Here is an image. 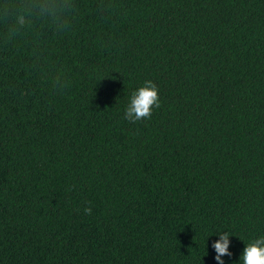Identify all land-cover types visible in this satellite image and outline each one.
<instances>
[{
    "label": "trees",
    "instance_id": "obj_1",
    "mask_svg": "<svg viewBox=\"0 0 264 264\" xmlns=\"http://www.w3.org/2000/svg\"><path fill=\"white\" fill-rule=\"evenodd\" d=\"M20 2L0 0V264H218L223 231L241 264L264 236V0H71L13 28ZM145 80L160 107L131 123Z\"/></svg>",
    "mask_w": 264,
    "mask_h": 264
},
{
    "label": "clouds",
    "instance_id": "obj_2",
    "mask_svg": "<svg viewBox=\"0 0 264 264\" xmlns=\"http://www.w3.org/2000/svg\"><path fill=\"white\" fill-rule=\"evenodd\" d=\"M71 7V0H21L18 10L15 12V24L13 28H22L30 23L33 17L50 18L58 24H62L63 17ZM6 14V13H4ZM160 107L159 88L152 80H145L143 84L132 92L124 119L135 123L152 116L153 108ZM86 214L91 213V208L84 209ZM219 239L213 247L216 252L215 260L218 264H224L223 256H231L228 251L230 232H218ZM241 264H264V236H259L246 244L240 257Z\"/></svg>",
    "mask_w": 264,
    "mask_h": 264
}]
</instances>
